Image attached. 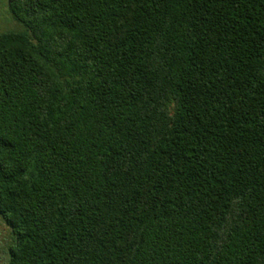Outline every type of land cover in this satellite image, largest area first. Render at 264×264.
<instances>
[{
    "label": "trees",
    "instance_id": "trees-1",
    "mask_svg": "<svg viewBox=\"0 0 264 264\" xmlns=\"http://www.w3.org/2000/svg\"><path fill=\"white\" fill-rule=\"evenodd\" d=\"M8 264H264V0H9Z\"/></svg>",
    "mask_w": 264,
    "mask_h": 264
},
{
    "label": "rangeland",
    "instance_id": "rangeland-1",
    "mask_svg": "<svg viewBox=\"0 0 264 264\" xmlns=\"http://www.w3.org/2000/svg\"><path fill=\"white\" fill-rule=\"evenodd\" d=\"M9 13V0H0V34L10 30H22ZM13 245L10 227L0 217V264H8L9 248Z\"/></svg>",
    "mask_w": 264,
    "mask_h": 264
}]
</instances>
